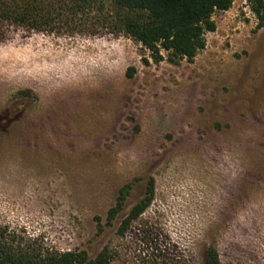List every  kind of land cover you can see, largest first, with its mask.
Here are the masks:
<instances>
[{
    "label": "rangeland",
    "instance_id": "rangeland-1",
    "mask_svg": "<svg viewBox=\"0 0 264 264\" xmlns=\"http://www.w3.org/2000/svg\"><path fill=\"white\" fill-rule=\"evenodd\" d=\"M109 10L0 0V228L91 258L108 245L114 264H159V234L165 264H204L210 246L219 264H264V27L249 0L215 13L206 48L178 64L113 32Z\"/></svg>",
    "mask_w": 264,
    "mask_h": 264
},
{
    "label": "trees",
    "instance_id": "trees-1",
    "mask_svg": "<svg viewBox=\"0 0 264 264\" xmlns=\"http://www.w3.org/2000/svg\"><path fill=\"white\" fill-rule=\"evenodd\" d=\"M235 0H110V10L105 19L113 32L124 33L150 51L156 63L167 59L178 64L182 59L193 61L207 46L206 35L215 32L217 24L213 16L228 11ZM252 13L257 18L256 30L264 27V0H249ZM32 13L20 12L18 19L26 23ZM165 53L166 55H164ZM128 76H131L130 71ZM7 126L4 124L3 127ZM1 127V126H0ZM135 186L124 185L119 190L115 205L108 211L106 224L98 219V231L113 227L124 211ZM154 183L145 188L143 197L130 209L121 221L118 234L123 236L134 222L148 210L153 202ZM15 234V233H14ZM155 247L164 263L162 254L166 247L161 234L155 238ZM115 254L105 245L96 257L85 251H54L31 238L17 237L0 228V264H114ZM192 260L188 261L191 263ZM204 264H219V254L214 246L206 251Z\"/></svg>",
    "mask_w": 264,
    "mask_h": 264
}]
</instances>
